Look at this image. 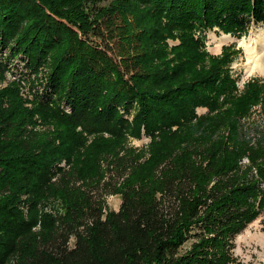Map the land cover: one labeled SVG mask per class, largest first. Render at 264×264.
Here are the masks:
<instances>
[{
    "label": "trees",
    "instance_id": "obj_1",
    "mask_svg": "<svg viewBox=\"0 0 264 264\" xmlns=\"http://www.w3.org/2000/svg\"><path fill=\"white\" fill-rule=\"evenodd\" d=\"M103 1L0 0V81L24 67L0 87V264H238L264 215V78L239 89L238 49L206 35H245L264 0Z\"/></svg>",
    "mask_w": 264,
    "mask_h": 264
},
{
    "label": "rangeland",
    "instance_id": "obj_2",
    "mask_svg": "<svg viewBox=\"0 0 264 264\" xmlns=\"http://www.w3.org/2000/svg\"><path fill=\"white\" fill-rule=\"evenodd\" d=\"M108 1L109 0L103 1L102 4ZM260 27L264 28V23L252 25L248 32L240 38H237L229 33H223L220 31H207L206 48L210 53L217 54L221 51L223 45L228 44H234L235 49H238L237 53L234 56V59L230 63V68L231 73L237 79L239 89H241L244 83L252 77L264 78V74L259 73L257 71H246L248 51L246 49L245 40H248L250 35ZM97 40L98 42H100L99 38ZM111 42H109V46H111L112 49H109V52L111 54H115L116 45L114 41L113 45ZM170 43L172 42L170 41ZM15 64L16 63L12 62L9 65L10 70L5 72V78L0 81V87H4L5 85H7L8 81L14 80V78H16L14 76V73H17L16 71H24V67L22 66V64ZM23 81L20 82V88L22 92H24L23 96H25V99L27 100L25 104L27 106H31L32 99L34 98V95L32 94L31 90L35 89L38 84L31 83L32 85H29L28 83L31 82L29 81V79L27 81ZM203 111H205V108L198 109V112ZM255 113H257V111ZM252 116L256 119L254 113ZM37 122L38 123L36 124H28L27 129H32L34 131H37V133H43L45 131H48V128H51L49 125L42 123L39 118L37 119ZM149 142L150 137L146 136L143 133L141 137L128 136L125 145L137 149H145L147 148ZM106 201L107 207L109 209L117 210L121 202V196L116 193L109 194L106 196ZM263 216V214L259 215L256 219L248 223L247 226L235 236L233 255L235 257V261L238 262V264H264V231L262 230L261 224V219L263 218Z\"/></svg>",
    "mask_w": 264,
    "mask_h": 264
},
{
    "label": "bare ground",
    "instance_id": "obj_3",
    "mask_svg": "<svg viewBox=\"0 0 264 264\" xmlns=\"http://www.w3.org/2000/svg\"><path fill=\"white\" fill-rule=\"evenodd\" d=\"M248 51L246 71L264 74V28L260 27L245 40Z\"/></svg>",
    "mask_w": 264,
    "mask_h": 264
},
{
    "label": "built area",
    "instance_id": "obj_4",
    "mask_svg": "<svg viewBox=\"0 0 264 264\" xmlns=\"http://www.w3.org/2000/svg\"><path fill=\"white\" fill-rule=\"evenodd\" d=\"M237 86H238V82H237ZM65 110L69 111V107H67ZM245 158H242L241 163H243V164L248 163V158L247 157H245Z\"/></svg>",
    "mask_w": 264,
    "mask_h": 264
}]
</instances>
